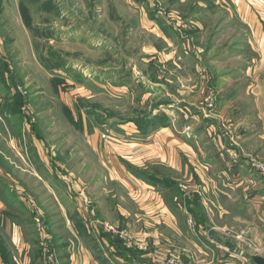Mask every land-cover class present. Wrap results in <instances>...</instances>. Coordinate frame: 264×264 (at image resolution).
Here are the masks:
<instances>
[{
    "label": "rangeland",
    "instance_id": "374dc122",
    "mask_svg": "<svg viewBox=\"0 0 264 264\" xmlns=\"http://www.w3.org/2000/svg\"><path fill=\"white\" fill-rule=\"evenodd\" d=\"M0 6V237L12 261L100 264L113 249L101 232L144 264L264 256V0ZM210 224L215 238L202 235Z\"/></svg>",
    "mask_w": 264,
    "mask_h": 264
},
{
    "label": "trees",
    "instance_id": "16d2710c",
    "mask_svg": "<svg viewBox=\"0 0 264 264\" xmlns=\"http://www.w3.org/2000/svg\"><path fill=\"white\" fill-rule=\"evenodd\" d=\"M1 6H0V12H1ZM23 9V7H22ZM17 97H20L17 96ZM16 100V99H15ZM149 181H151L150 183L153 184H158V182L160 181V183L164 182V180H162V178H159V176H157L156 174H150L149 178H146ZM158 181V182H157ZM170 182V181H169ZM170 185L172 186L171 182ZM192 210H194L192 207H190ZM203 212L201 211L200 207L196 204V211H195V218L197 219L196 222L197 223H201L200 221H204L206 219L205 216H202ZM203 219V220H201ZM78 229H83V231L85 232L86 230L84 229V227L78 223L77 224ZM86 233V232H85ZM103 236H106L109 240L110 245L113 246L112 250H108L106 248V250L109 252L107 255V258L113 259V264H144L147 263L146 258L143 257V252L135 250V249H131V248H126L122 245V242L120 239H118V237L114 236V238L110 237L107 233L101 232ZM99 233V235L101 234ZM82 232L79 231V235L82 236ZM85 235V234H84ZM91 238H95L94 236H91ZM58 245V244H57ZM55 246L56 248H60L62 246ZM100 253H102V249H99ZM41 255V251H40V247L38 246L37 249L34 252V258H38ZM0 256H1V260L4 264H16V262L12 261L11 257L8 255V249L5 247V245L3 244V240L0 237ZM62 260V259H61ZM101 261L103 263H110L109 259L103 258L101 257ZM34 264V263H33ZM63 264H68V262H63ZM149 264V263H148ZM250 264H253L252 262H250Z\"/></svg>",
    "mask_w": 264,
    "mask_h": 264
},
{
    "label": "crops",
    "instance_id": "0c3cea01",
    "mask_svg": "<svg viewBox=\"0 0 264 264\" xmlns=\"http://www.w3.org/2000/svg\"><path fill=\"white\" fill-rule=\"evenodd\" d=\"M8 218L7 217H4V218H2V223L4 222L5 223V221H8L7 220ZM196 224H197V222H196ZM199 224H197V226H196V228H199ZM200 230V229H199ZM216 230H218L217 229V225L216 224H210L208 227H207V229H206V232L204 233V232H202V235L203 236H205V237H207V236H209V237H213L214 236V238H215V232H217ZM129 235H131L132 237H133V239H135V237H134V235L131 233L130 234V232L128 233ZM210 241H211V239H209ZM137 242V241H136ZM139 243V242H138ZM102 249V248H101ZM30 251V250H29ZM29 253V252H28ZM27 253V254H28ZM108 251L107 250H105V251H103L101 254H103V255H105L106 256V259H109V261H110V263H108V264H113V259H110V258H107V255H108ZM224 253V252H223ZM225 254L226 253H224V256H225ZM228 254V253H227ZM246 259L247 258H245L244 257V259H243V263L242 264H250V261H248V262H246ZM227 260V259H226ZM208 263H209V261H208ZM0 264H4L3 262H2V260L0 259ZM100 264H107V263H100Z\"/></svg>",
    "mask_w": 264,
    "mask_h": 264
},
{
    "label": "built area",
    "instance_id": "2783aa9c",
    "mask_svg": "<svg viewBox=\"0 0 264 264\" xmlns=\"http://www.w3.org/2000/svg\"><path fill=\"white\" fill-rule=\"evenodd\" d=\"M122 237L124 238H127L128 239V242H127V246L128 247H136V246H139V247H142L140 246V244L138 242H136L135 239H133V237L127 233H122L121 234ZM224 250L230 255L232 253H230V251H228L226 248H224ZM235 255H238V254H235ZM171 264H192L191 262H188V263H183L181 258L179 256H175L171 259Z\"/></svg>",
    "mask_w": 264,
    "mask_h": 264
},
{
    "label": "water",
    "instance_id": "95a60500",
    "mask_svg": "<svg viewBox=\"0 0 264 264\" xmlns=\"http://www.w3.org/2000/svg\"><path fill=\"white\" fill-rule=\"evenodd\" d=\"M250 260L253 264H264V256L260 254H252Z\"/></svg>",
    "mask_w": 264,
    "mask_h": 264
}]
</instances>
